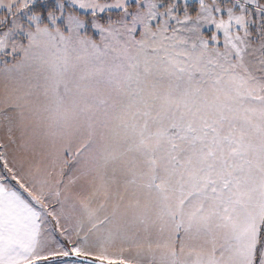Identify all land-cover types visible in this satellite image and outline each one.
Listing matches in <instances>:
<instances>
[{
    "label": "snow or ice",
    "instance_id": "obj_1",
    "mask_svg": "<svg viewBox=\"0 0 264 264\" xmlns=\"http://www.w3.org/2000/svg\"><path fill=\"white\" fill-rule=\"evenodd\" d=\"M0 264H264V0H0Z\"/></svg>",
    "mask_w": 264,
    "mask_h": 264
}]
</instances>
